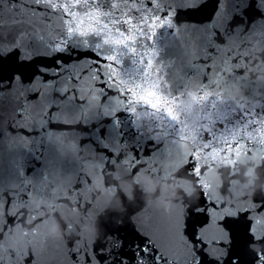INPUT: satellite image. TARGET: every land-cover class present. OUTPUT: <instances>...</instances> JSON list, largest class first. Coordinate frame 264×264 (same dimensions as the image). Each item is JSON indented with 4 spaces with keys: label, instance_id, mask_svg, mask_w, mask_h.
Here are the masks:
<instances>
[{
    "label": "water",
    "instance_id": "95a60500",
    "mask_svg": "<svg viewBox=\"0 0 264 264\" xmlns=\"http://www.w3.org/2000/svg\"><path fill=\"white\" fill-rule=\"evenodd\" d=\"M35 2L13 11L4 0L0 54L19 48L52 75L54 60L72 56L57 90L77 91L59 100L56 81H0V264L29 253L71 264L73 242L116 247L150 218L180 228L202 189L232 213L264 200V17L251 0ZM37 89L39 107L22 101ZM191 156L199 179L183 167Z\"/></svg>",
    "mask_w": 264,
    "mask_h": 264
},
{
    "label": "snow or ice",
    "instance_id": "6c2138e0",
    "mask_svg": "<svg viewBox=\"0 0 264 264\" xmlns=\"http://www.w3.org/2000/svg\"><path fill=\"white\" fill-rule=\"evenodd\" d=\"M41 2L42 0L35 2L34 6L38 11L42 10ZM10 3L12 10L15 11L19 0H10ZM3 4L4 0H0V6ZM259 5H264V0H259ZM249 8L260 12L264 17L262 8L257 7V0H251ZM215 34L214 39L223 42L219 29L215 30ZM56 52L62 53V50L57 49ZM37 60L40 59L38 57L23 59L19 48L0 54V81H7L8 89H11L12 83L16 80L27 84L40 80L45 85L56 81L57 83L52 85V97L59 100H64L69 97L70 92L77 91L75 88L63 92L57 90L59 78L69 73L68 68L61 70V65L70 64L73 60L72 56L67 58L61 56L53 61L52 64L56 68L55 75L48 70L50 65L36 66ZM75 60L79 61L80 58L77 57ZM90 67L97 69L102 81L104 76L100 71L101 63H95ZM88 71L89 68H84L80 76L86 75ZM70 80L72 84L77 83L75 76L70 75ZM99 87L104 89L106 84L99 83ZM73 98L83 102L78 97ZM102 99L107 100L108 96L105 95ZM22 101L30 104L35 102L39 107L40 90L29 91ZM23 107L24 103L21 102L19 108ZM56 110L57 106L53 104L48 108V115L51 116ZM23 115V111H16L15 117L19 120ZM9 129L15 131L12 125H9ZM105 132V129H101L102 137ZM103 152L110 159L123 155L107 148ZM132 157L130 172L136 171L140 164V157L135 147ZM183 167L188 175L199 179L200 169L195 156L185 160ZM12 219L9 217V222ZM149 224L147 232L133 228L127 243L123 236H118L119 243L116 247H109L107 244L99 247L96 244L77 247L73 242L69 245L68 259L71 264H264V248L260 247L264 246V200L255 199L251 206H245L232 213L211 199L209 193L202 189L199 204L188 209V216L182 227H173L171 220L166 217L150 218ZM108 239L110 240L111 237ZM35 261L36 257L32 253L24 257V264H34Z\"/></svg>",
    "mask_w": 264,
    "mask_h": 264
}]
</instances>
